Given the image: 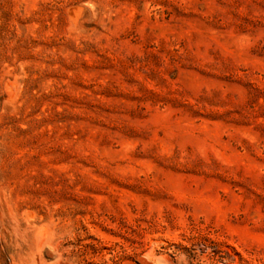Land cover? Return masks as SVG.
<instances>
[{
	"label": "rangeland",
	"instance_id": "374dc122",
	"mask_svg": "<svg viewBox=\"0 0 264 264\" xmlns=\"http://www.w3.org/2000/svg\"><path fill=\"white\" fill-rule=\"evenodd\" d=\"M0 264H264V0H0Z\"/></svg>",
	"mask_w": 264,
	"mask_h": 264
}]
</instances>
